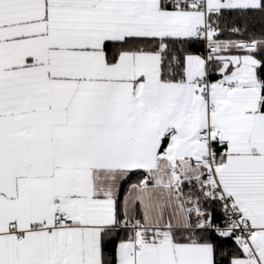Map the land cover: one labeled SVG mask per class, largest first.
I'll return each mask as SVG.
<instances>
[{
	"label": "snow or ice",
	"instance_id": "obj_1",
	"mask_svg": "<svg viewBox=\"0 0 264 264\" xmlns=\"http://www.w3.org/2000/svg\"><path fill=\"white\" fill-rule=\"evenodd\" d=\"M0 264H264V0H0Z\"/></svg>",
	"mask_w": 264,
	"mask_h": 264
}]
</instances>
